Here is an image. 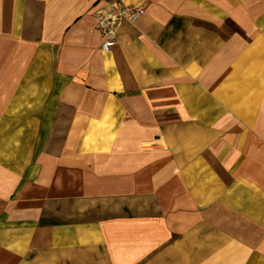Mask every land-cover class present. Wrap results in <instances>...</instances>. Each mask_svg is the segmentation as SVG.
Wrapping results in <instances>:
<instances>
[{"label":"crops","instance_id":"0c3cea01","mask_svg":"<svg viewBox=\"0 0 264 264\" xmlns=\"http://www.w3.org/2000/svg\"><path fill=\"white\" fill-rule=\"evenodd\" d=\"M0 0V264H264V0Z\"/></svg>","mask_w":264,"mask_h":264},{"label":"built area","instance_id":"2783aa9c","mask_svg":"<svg viewBox=\"0 0 264 264\" xmlns=\"http://www.w3.org/2000/svg\"><path fill=\"white\" fill-rule=\"evenodd\" d=\"M144 13L143 5H127L121 0H97L93 15L95 28L102 36V51H108L117 42L124 24H134Z\"/></svg>","mask_w":264,"mask_h":264}]
</instances>
